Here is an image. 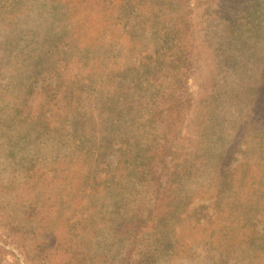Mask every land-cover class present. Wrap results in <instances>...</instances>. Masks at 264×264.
Segmentation results:
<instances>
[{
    "label": "rangeland",
    "instance_id": "obj_1",
    "mask_svg": "<svg viewBox=\"0 0 264 264\" xmlns=\"http://www.w3.org/2000/svg\"><path fill=\"white\" fill-rule=\"evenodd\" d=\"M122 1L0 0V264H264V0ZM75 92L127 111L132 155L164 152L155 173L206 184L171 235L118 230L153 203L133 171L95 198L125 141L73 137Z\"/></svg>",
    "mask_w": 264,
    "mask_h": 264
},
{
    "label": "trees",
    "instance_id": "obj_2",
    "mask_svg": "<svg viewBox=\"0 0 264 264\" xmlns=\"http://www.w3.org/2000/svg\"><path fill=\"white\" fill-rule=\"evenodd\" d=\"M82 1V0H80ZM87 2L91 0H86ZM101 4H107L111 2L112 0H97ZM75 2V1H73ZM72 5L74 7H78L76 5L77 3ZM120 3H123L121 0ZM128 3V1H127ZM126 4V3H125ZM86 6V5H85ZM133 11V10H132ZM134 12V11H133ZM104 31L103 28L98 29V35ZM173 40H177L176 37L172 38ZM174 61H177L175 56L173 57V60L170 61V64L174 67L172 64ZM159 62L157 60L155 61V64L153 65V68L151 70H154L156 65H158ZM151 70L145 71V73H150ZM120 72H117L115 75L119 74ZM170 76L168 78L174 77ZM141 77V75L139 76ZM124 78V77H123ZM155 79V78H154ZM156 80V79H155ZM174 80L173 78L171 79ZM144 84L146 85V82L144 81ZM139 85H142V81H140ZM148 86V85H146ZM149 87L144 88L145 90H148ZM169 96H171L172 102L175 104H178L176 100V95L174 92L170 93ZM79 100V92H75L73 97V106H74V118H73V137H92L93 143L95 142V137L98 139V137H121L125 141V147L121 149L122 151L119 152V156L116 159V164L112 167L110 166L109 169L106 171H103L99 178L94 179L95 182V190L98 192V200L102 201V203L107 204L109 203L107 200H112L114 198V195H117L119 192L125 189L124 186L121 184L124 182L123 179H121L122 173L125 171H133V176L131 177L133 179L139 178L141 180H145V185H143L141 188L144 191H150L152 190L153 194V203L147 207L145 211V215L143 217H138L139 215H134L137 212L133 213V215L128 216L126 219L122 220V222L118 226V230L121 231L123 235H130V238L132 240V245L135 246L138 244V241L140 237L144 234H146L148 231H153L158 233L159 235L162 234L164 236L171 235L174 232V224L175 223H181L184 222L187 219V208L190 205V200L194 196L193 193H199L201 196H203L206 193H201L204 191H201L205 188H203L206 184L202 183L200 184V188H196L194 186L192 187H186L184 183H181L180 180H175L176 182L171 183L169 180L165 179V175H161L162 172L155 173L154 164L155 160L157 159V154L159 153L160 145H158V150L156 148V153H151V156H137L132 155L134 154L133 150H135L137 147L132 146L129 137L130 132V126L128 124H125L123 122L124 118H122L127 111H125L123 108L114 107V105H105L106 103H101L103 99H100L98 97V100H92L89 103V109H82L77 108ZM101 103V104H96ZM94 110L97 111V114L94 115ZM67 121L66 119H64ZM62 125V124H61ZM120 131V132H119ZM119 132V133H118ZM197 141L190 140L189 144L195 147L196 153L202 151L204 148L206 142L204 141V138L197 137ZM260 143L264 142V137H260ZM264 145V144H263ZM184 147H179L178 150H183ZM192 154V153H190ZM161 160L164 158V152L160 155ZM93 160V159H92ZM222 163H223V157H221ZM77 162V160L75 159ZM74 161V162H75ZM68 161L63 160L61 168L63 166H69ZM76 170V169H75ZM77 171V170H76ZM60 172V171H59ZM228 171H226L227 173ZM58 173V172H57ZM225 170L221 169L220 171H216L209 183H214V185L210 188L212 193H210L209 197L213 195H217L218 198L222 195L221 193L224 192L220 188V186L224 183H226V180H230L229 178L225 179ZM143 177V178H142ZM177 178V177H175ZM183 181V180H182ZM148 183V184H146ZM207 183V182H206ZM215 183H217L218 187L215 188ZM135 185V183H133ZM118 185V189H116ZM152 188V189H151ZM206 192V191H205ZM115 193V194H114ZM215 195V196H216ZM234 197V196H233ZM232 197V198H233ZM231 198V197H230ZM224 200H227L225 198ZM242 204L241 208L245 207V202L241 198ZM225 206H228L227 203H225ZM135 206V203L133 207ZM134 209H136L134 207ZM239 212V211H238ZM231 216H234L233 213ZM239 214L236 215V217ZM235 223V222H234ZM236 226V225H235ZM235 233L234 224L231 226H228L224 235L230 236ZM222 234V229H215L212 232H210V235L208 238L216 239L218 237L224 236ZM233 238V236H230ZM263 245H261L262 247ZM260 251L264 253V249L260 248Z\"/></svg>",
    "mask_w": 264,
    "mask_h": 264
},
{
    "label": "water",
    "instance_id": "obj_3",
    "mask_svg": "<svg viewBox=\"0 0 264 264\" xmlns=\"http://www.w3.org/2000/svg\"><path fill=\"white\" fill-rule=\"evenodd\" d=\"M0 244H2V242H0ZM3 245V244H2ZM6 247V246H5ZM6 248H9V247H6ZM12 249V248H11ZM14 252H15V250L14 249H12ZM16 253V252H15ZM22 264H24V263H22Z\"/></svg>",
    "mask_w": 264,
    "mask_h": 264
}]
</instances>
